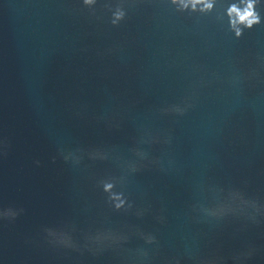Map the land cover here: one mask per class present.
<instances>
[{
  "label": "water",
  "instance_id": "1",
  "mask_svg": "<svg viewBox=\"0 0 264 264\" xmlns=\"http://www.w3.org/2000/svg\"><path fill=\"white\" fill-rule=\"evenodd\" d=\"M212 2L0 0V264H264V0Z\"/></svg>",
  "mask_w": 264,
  "mask_h": 264
},
{
  "label": "clouds",
  "instance_id": "2",
  "mask_svg": "<svg viewBox=\"0 0 264 264\" xmlns=\"http://www.w3.org/2000/svg\"><path fill=\"white\" fill-rule=\"evenodd\" d=\"M90 2V0H89ZM177 0H173V3H176ZM185 8L191 5L192 9L195 11L197 5H203L200 9L201 11H208L211 10L214 6L212 0H188V3H184L183 0H180ZM256 0H246L244 3V7L241 8L236 4L231 5L228 8V16L230 18L231 26L235 29L236 35H241L240 28L237 25L243 24L247 28H251L255 24L260 23V16L256 11ZM112 185H106V190H109ZM120 207V204L117 205Z\"/></svg>",
  "mask_w": 264,
  "mask_h": 264
}]
</instances>
